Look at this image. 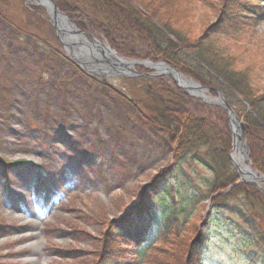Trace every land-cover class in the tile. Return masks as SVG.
Masks as SVG:
<instances>
[{
    "label": "rangeland",
    "instance_id": "rangeland-1",
    "mask_svg": "<svg viewBox=\"0 0 264 264\" xmlns=\"http://www.w3.org/2000/svg\"><path fill=\"white\" fill-rule=\"evenodd\" d=\"M28 5L43 11L46 27L52 25L47 9L34 0ZM243 5L249 12L239 13L238 28L219 32L215 44L249 55L259 54L256 50L264 53V0H240L237 11ZM223 6L221 0H156L152 7L163 21L169 15L176 22H172L174 28L187 24L200 34L218 23ZM33 50L34 43H29L26 57L8 58L0 44V160L5 165L17 164L0 172V264H96L110 221L123 217L171 157L163 147L148 144L138 131L125 128L112 108L92 104L85 112L78 96L57 92L49 78L40 81ZM93 76L124 91V79L139 77L112 70ZM256 78V87H264V65ZM60 132L71 136L74 148L50 141ZM112 154L121 161L117 169L111 164ZM183 168L190 182L180 187L178 179L171 181L155 199L157 206L162 199L175 209L173 217L184 223L181 235L197 236L192 234L193 222L197 232L205 228L207 264H264L263 257L247 253L252 249L262 252V246H254L239 231L232 211L216 208L207 225L210 201L198 203L207 196L198 193L193 200V191L195 187L205 190L208 169L192 161ZM49 180L64 182L50 184ZM40 182L54 188L48 196L52 202L41 208L34 194ZM188 217L192 220L185 226ZM152 238L143 257L134 244H120L115 264H161L169 253L159 236Z\"/></svg>",
    "mask_w": 264,
    "mask_h": 264
},
{
    "label": "trees",
    "instance_id": "trees-1",
    "mask_svg": "<svg viewBox=\"0 0 264 264\" xmlns=\"http://www.w3.org/2000/svg\"><path fill=\"white\" fill-rule=\"evenodd\" d=\"M54 1L78 27L106 41L122 56L164 60L203 86L210 87L213 96L221 91L236 114L243 118L252 165L264 174V87L258 89L255 85L256 76L264 65V53L256 50L260 53L249 55L246 51L220 47L214 40L219 32L237 29L239 13L249 12L244 11V5L242 11H237L240 0H221L224 6L219 11L218 23L207 26L200 34L194 33L187 24L174 28L176 22L168 18L169 15L163 21L156 7H152L156 0ZM39 12L23 0H0V44L5 49L4 56L26 57L29 54L27 45L34 43L31 54L34 61H39L40 81L49 78L57 92L78 96L84 105L81 110L85 112L90 111L92 104L112 108L125 128L138 131L148 144L163 147L171 157L152 183L141 191L140 199L126 209L123 217L110 221L96 264H115L120 244H134L143 257L153 244L152 236H159V242L169 253L161 264H180L182 261L207 264L205 228L197 232L193 222L190 226L193 225L195 233L192 234L197 236L192 239L191 235H181L184 223L173 217L175 209L162 199L159 207L155 200L171 181L178 179L180 187L190 182L183 165L191 161L210 172L205 190L195 187L193 191V200L197 199L198 193L207 196L198 203L211 199L212 212L207 225L216 208L232 211L238 218L239 231H244L256 244L254 246H262V252L252 249L247 253L264 258V189L237 183L238 173L229 159L232 134L228 111L191 96L166 76L124 79L127 83L125 91L87 76L62 53L53 27H46ZM139 69L144 71L143 67ZM70 139L68 133L60 132L50 141L59 140L74 148ZM77 150L75 148L73 153ZM2 161L1 174L17 165H5ZM119 163L117 155L112 154L113 168L117 169ZM49 182L62 184L64 180ZM45 187L40 182L37 191L49 192ZM39 196L42 197L40 192ZM234 199L238 202L233 206L230 202ZM203 205L207 206L206 203ZM191 220L188 217L185 226Z\"/></svg>",
    "mask_w": 264,
    "mask_h": 264
},
{
    "label": "water",
    "instance_id": "water-1",
    "mask_svg": "<svg viewBox=\"0 0 264 264\" xmlns=\"http://www.w3.org/2000/svg\"><path fill=\"white\" fill-rule=\"evenodd\" d=\"M39 1L40 2L37 3V5L44 7L50 13L59 37L62 36L63 38H65L68 46L71 47V49L77 50L79 55L86 57L87 59L91 56L94 62L98 64L89 68L90 71L94 74L101 75L102 69L106 67L107 64H110L113 66H121L123 69L126 68L127 70L125 71L121 70L120 68H117V70L119 71V73L128 76L147 75L149 77H155L158 75H163L171 77L178 83V86L180 88H182L191 96L201 98L207 103L220 106L227 110L229 114L230 129L232 134V149L229 154V158L238 172L239 181L237 183H250L258 188L264 186V174L258 172L252 166L250 151L245 137V125L243 118L238 117V115L229 105L225 95L221 91L218 90L217 96L211 95L210 88L208 86H203L198 81L194 80L192 77L185 75L178 68L167 63L166 61H152L150 59H126L120 56L115 50L111 49L110 46L103 45L97 38L93 37L91 38V40L88 39L85 31L79 28H75L73 23L71 22L70 17L59 8L58 4L54 0ZM59 16H61L62 18ZM108 50L110 51V53H107ZM69 52L71 53V55H73L71 51ZM73 57L78 59L75 55H73ZM82 63L84 62L82 61ZM134 66H143L152 72L143 73L138 71L137 69H134ZM172 72H175V74H173ZM179 77L183 78V80L180 81ZM189 89H192V91H190ZM236 151L241 154V157L239 159L234 158V152ZM242 163H244V165L249 169L248 173L253 177L252 179L249 177L246 178L244 176L241 165Z\"/></svg>",
    "mask_w": 264,
    "mask_h": 264
},
{
    "label": "bare ground",
    "instance_id": "bare-ground-1",
    "mask_svg": "<svg viewBox=\"0 0 264 264\" xmlns=\"http://www.w3.org/2000/svg\"><path fill=\"white\" fill-rule=\"evenodd\" d=\"M59 17H61V16H59ZM62 18V17H61ZM107 53H110V51L108 50L107 51ZM113 55V54H112ZM111 68L112 69H114V70H117V68H120L121 70H123V71H125V70H127L126 68L125 69H123L121 66H113V65H111ZM108 70V68L106 69V71ZM113 71V70H112ZM115 72V71H114ZM173 74H175V72H172ZM179 79H180V81H182L183 80V78H181V77H179ZM190 91H192V89H189ZM242 143H243V141H242ZM234 155L236 156H234V158H237V159H239L240 157H241V154L238 152V151H236V152H234ZM246 164V163H245ZM242 165V170H243V174H244V176L246 177V178H253L252 176H250L249 175V173H248V168L244 165V163H242L241 164Z\"/></svg>",
    "mask_w": 264,
    "mask_h": 264
}]
</instances>
